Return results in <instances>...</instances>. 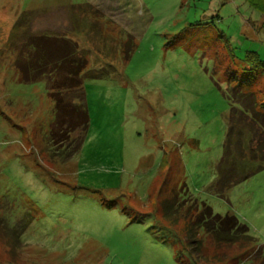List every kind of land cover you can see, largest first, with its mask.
Instances as JSON below:
<instances>
[{
    "label": "rangeland",
    "instance_id": "rangeland-1",
    "mask_svg": "<svg viewBox=\"0 0 264 264\" xmlns=\"http://www.w3.org/2000/svg\"><path fill=\"white\" fill-rule=\"evenodd\" d=\"M262 16L248 0H0V264H264V161L234 135L224 166L247 177L211 188L229 88L264 103V65L246 62L264 60ZM31 35L70 38L98 72L86 131L57 137L46 80H20ZM202 203L252 240L210 237L194 259Z\"/></svg>",
    "mask_w": 264,
    "mask_h": 264
},
{
    "label": "trees",
    "instance_id": "trees-1",
    "mask_svg": "<svg viewBox=\"0 0 264 264\" xmlns=\"http://www.w3.org/2000/svg\"><path fill=\"white\" fill-rule=\"evenodd\" d=\"M248 1L260 7L264 16V0ZM20 58L19 64L17 63L21 74L20 80L30 82L44 79L47 82L49 95L55 103L56 136L58 137L59 133H67L68 136L77 128L86 131L90 116L83 90V79L84 76L98 77V72L86 71L89 59L80 51L77 42L67 37L31 35L25 38ZM246 62L264 65V60L259 59L255 51L248 53ZM229 97L231 98L230 125L220 161V170H223L219 172L216 182L211 186L220 196H223L232 184L247 177L237 173L234 165L228 168L224 166L226 156L232 149L234 135L237 137L234 146L238 149L240 157L251 162L264 161V103L258 102L253 91H243L239 85L229 88ZM245 142L246 148H244ZM246 155L250 157L245 158ZM190 223L184 234V242L190 255L196 260L202 259L206 239L210 237L222 243L239 241L244 244L252 240L248 226L236 215L215 213L206 203H202L200 211ZM200 230L203 231V235L200 234Z\"/></svg>",
    "mask_w": 264,
    "mask_h": 264
}]
</instances>
